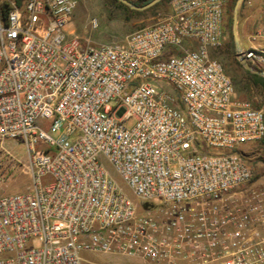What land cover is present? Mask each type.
Here are the masks:
<instances>
[{
	"label": "built area",
	"instance_id": "1",
	"mask_svg": "<svg viewBox=\"0 0 264 264\" xmlns=\"http://www.w3.org/2000/svg\"><path fill=\"white\" fill-rule=\"evenodd\" d=\"M228 1L171 0L92 45L67 30L77 0H0V141L23 142L31 178L0 197V264H264V182L238 151L264 139V106L211 55ZM249 41L239 55L264 70V4Z\"/></svg>",
	"mask_w": 264,
	"mask_h": 264
},
{
	"label": "rangeland",
	"instance_id": "2",
	"mask_svg": "<svg viewBox=\"0 0 264 264\" xmlns=\"http://www.w3.org/2000/svg\"><path fill=\"white\" fill-rule=\"evenodd\" d=\"M78 5L73 12L67 30L81 41L89 40L92 45L121 42L127 35L141 28L151 26L164 19L170 13V2L143 13H131L119 7L113 0H77ZM145 5L151 0H129ZM231 0L228 1V4ZM264 0H243L238 10L237 33L243 50L253 45L249 36L254 32L260 18ZM97 21L94 28L92 22ZM227 21V20H226ZM227 38L223 45L211 50V55L223 65L231 78L237 98L245 99L255 107L264 106V87L254 85L246 70L238 60L232 29L226 25ZM185 45V44H184ZM264 71V70H263ZM160 86L172 90L166 81H159ZM246 163L254 170L251 185L258 186L264 182V142H250L238 146ZM28 157L26 147L21 140L0 141V197L24 193L31 184L27 171ZM109 174L117 181L123 192L131 200H136L132 191L117 175L113 167L104 161ZM83 264H149L141 259L129 258L120 254H103L83 252ZM218 264V263H212Z\"/></svg>",
	"mask_w": 264,
	"mask_h": 264
},
{
	"label": "water",
	"instance_id": "3",
	"mask_svg": "<svg viewBox=\"0 0 264 264\" xmlns=\"http://www.w3.org/2000/svg\"><path fill=\"white\" fill-rule=\"evenodd\" d=\"M125 5H127L130 9L132 10H136V11H144L147 10L148 8L154 6L155 4H157L159 1L161 0H152L151 2H149L148 4L144 5V6H137L134 3H132L129 0H117ZM243 0H237L236 5L234 7V11H233V25H232V32H233V37H234V42H235V49H236V53L238 56V60L240 62V64L242 65V67L255 75L264 77V71L263 70H258L256 68H254L253 66H251L244 58H242L239 54H240V43H239V38H238V33H237V23H238V10L239 7L241 6Z\"/></svg>",
	"mask_w": 264,
	"mask_h": 264
},
{
	"label": "trees",
	"instance_id": "4",
	"mask_svg": "<svg viewBox=\"0 0 264 264\" xmlns=\"http://www.w3.org/2000/svg\"><path fill=\"white\" fill-rule=\"evenodd\" d=\"M18 4H20L23 0H16ZM119 7L123 8L124 10L126 11H129L131 13H143V12H139V11H136V10H132L130 9L127 5L117 1V0H113ZM152 1V0H151ZM150 1V2H151ZM132 2V1H131ZM165 2H168V0H161L159 1L157 4H155L154 6L148 8L147 10H145L144 12L146 11H150V10H154L156 8H158L159 6H161L163 3ZM236 2L237 0H231L229 2V4H227V7H226V14H225V25H228L231 29H232V25H233V11H234V7L236 5ZM134 3L135 5L137 6H144V5H139L135 2H132ZM149 2H147L146 4H148ZM145 4V5H146ZM227 20V21H226ZM227 73V72H226ZM247 75L249 76V79L250 81L256 85V86H260V87H264V77H261V76H258V75H255V74H252L248 71H246ZM264 142V139L262 140Z\"/></svg>",
	"mask_w": 264,
	"mask_h": 264
},
{
	"label": "crops",
	"instance_id": "5",
	"mask_svg": "<svg viewBox=\"0 0 264 264\" xmlns=\"http://www.w3.org/2000/svg\"><path fill=\"white\" fill-rule=\"evenodd\" d=\"M133 33V32H132ZM69 34H71L70 32H69ZM131 34V33H130Z\"/></svg>",
	"mask_w": 264,
	"mask_h": 264
}]
</instances>
